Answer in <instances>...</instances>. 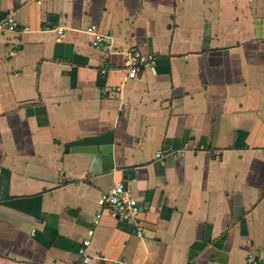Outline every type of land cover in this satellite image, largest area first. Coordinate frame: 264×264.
I'll list each match as a JSON object with an SVG mask.
<instances>
[{
	"label": "crops",
	"instance_id": "crops-1",
	"mask_svg": "<svg viewBox=\"0 0 264 264\" xmlns=\"http://www.w3.org/2000/svg\"><path fill=\"white\" fill-rule=\"evenodd\" d=\"M7 14L22 30L0 31V264H81L86 237L85 264L264 260V0H0ZM131 49L152 62L125 79ZM113 182L142 238L92 223Z\"/></svg>",
	"mask_w": 264,
	"mask_h": 264
},
{
	"label": "built area",
	"instance_id": "built-area-1",
	"mask_svg": "<svg viewBox=\"0 0 264 264\" xmlns=\"http://www.w3.org/2000/svg\"><path fill=\"white\" fill-rule=\"evenodd\" d=\"M22 28H19L17 22L11 14H7L5 17L0 18V31H16L21 32ZM56 38L63 36L64 28L57 26L52 28ZM89 35V45L102 52L107 53L110 51L111 37L108 34H102L96 31L92 26H88L83 30ZM12 55V52H9ZM152 62V57L143 54L137 49H131L126 53L125 61V79H134L137 77L140 69ZM189 149L183 145L181 148L176 149L172 154L176 156H182ZM214 155L218 154V151H213ZM154 158L162 163L163 156L160 152L154 153ZM98 203L101 207V211L94 214L92 223L96 224L100 219L102 212L110 219L120 221L131 226V233L136 238H142L144 232V225L140 219L141 207L138 205L137 200L126 190L122 183L113 182L109 188L99 194ZM89 245V238L86 237L81 240L77 254L80 258V263L85 264L89 260V254L87 247ZM243 264H264V260H260L252 254H247Z\"/></svg>",
	"mask_w": 264,
	"mask_h": 264
},
{
	"label": "water",
	"instance_id": "water-1",
	"mask_svg": "<svg viewBox=\"0 0 264 264\" xmlns=\"http://www.w3.org/2000/svg\"><path fill=\"white\" fill-rule=\"evenodd\" d=\"M49 19L55 20L54 16H50ZM123 185V184H122ZM124 187V186H123Z\"/></svg>",
	"mask_w": 264,
	"mask_h": 264
}]
</instances>
